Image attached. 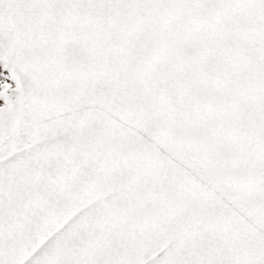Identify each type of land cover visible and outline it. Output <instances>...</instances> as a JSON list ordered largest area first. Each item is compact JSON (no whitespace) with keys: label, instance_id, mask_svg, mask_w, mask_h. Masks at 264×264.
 <instances>
[{"label":"snow or ice","instance_id":"6c2138e0","mask_svg":"<svg viewBox=\"0 0 264 264\" xmlns=\"http://www.w3.org/2000/svg\"><path fill=\"white\" fill-rule=\"evenodd\" d=\"M0 264H264V0H0Z\"/></svg>","mask_w":264,"mask_h":264}]
</instances>
